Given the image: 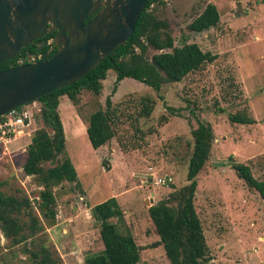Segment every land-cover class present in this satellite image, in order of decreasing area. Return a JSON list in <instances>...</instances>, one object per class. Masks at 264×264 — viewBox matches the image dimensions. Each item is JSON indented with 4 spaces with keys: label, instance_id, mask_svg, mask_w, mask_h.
I'll list each match as a JSON object with an SVG mask.
<instances>
[{
    "label": "rangeland",
    "instance_id": "obj_1",
    "mask_svg": "<svg viewBox=\"0 0 264 264\" xmlns=\"http://www.w3.org/2000/svg\"><path fill=\"white\" fill-rule=\"evenodd\" d=\"M163 1L151 7L158 19L168 23L174 44L183 39L194 42L216 58L178 82L163 83L159 91L125 77L111 93L115 74L109 69L98 95L81 92L75 106L60 96L63 154L70 159L77 181L52 188L57 217L54 224H44L43 234L55 264H83L86 252L102 248L89 207L111 196L122 210L123 223L116 218L110 222L120 233L130 232L140 246L137 264H169L162 247L151 246L158 237L147 210L185 183L190 130L196 119L208 122L214 137L208 159L196 175L193 199L211 261L264 264L263 200L228 167L233 158L248 164L255 178L264 179V0ZM207 2L216 6L218 24L189 31L187 24ZM108 95L119 111L116 135L92 148L85 135L86 118L104 107ZM143 95L154 101L147 118L137 117V100ZM37 113L33 111L29 125L13 140L0 144V190L23 194L32 202L39 188L23 174L21 163L32 131L40 127ZM234 113H244L254 122H231L227 115ZM157 178H164V183L157 184ZM25 243L11 245L0 235V264H28L22 250Z\"/></svg>",
    "mask_w": 264,
    "mask_h": 264
},
{
    "label": "trees",
    "instance_id": "obj_2",
    "mask_svg": "<svg viewBox=\"0 0 264 264\" xmlns=\"http://www.w3.org/2000/svg\"><path fill=\"white\" fill-rule=\"evenodd\" d=\"M163 3V0H147L131 35L124 43L79 80L44 94L36 100L39 103L37 118L40 127L32 131L21 163L23 174L32 177L39 188L35 201L32 202L23 194H7L0 190V235L11 245L29 240L22 246V250L27 254L28 264L57 262L43 234L44 224H54L57 217L52 188L64 181H77L70 159L63 154L65 137L58 111L60 96H65L75 106L81 92L88 91L98 95L102 88L101 81L105 79L109 69L115 74L111 93L125 77L159 91L163 83L178 82L189 72L216 58V54L203 51L194 42L187 43L183 39L180 45L174 44L168 23L158 19L151 7L152 4ZM218 22L219 13L216 6L207 2L187 24V29L201 32L215 27ZM52 33L45 36H51ZM45 49L46 47L36 50L26 45L15 57L3 62L0 70L17 65L19 59L22 60L21 63L29 62L30 56L35 58ZM149 49L152 50L151 53H148ZM137 103V117H149L153 109V99L149 95H143L138 98ZM165 108L170 113L175 111L171 106L165 105ZM118 114V107L111 103L110 95L105 96L103 108L97 107L89 113L85 135L92 148L104 145L115 137ZM227 117L229 121L240 124L254 122L252 117L244 113L228 114ZM195 122L196 126L190 130L192 147L186 162L185 183L168 192L165 198L156 201L147 210L158 237L151 246L160 245L169 264H213L193 199L196 175L208 159L214 137L208 122L198 119ZM136 130L140 131L139 128ZM118 144L122 148L120 142ZM228 167L248 188L256 191L264 203V179L255 178L248 164L233 158L228 161ZM89 212L98 224V238L102 248L95 252H86L83 264H137L140 246L130 232L125 229V233H120L117 224L110 222L111 218H116L120 224L123 223L122 210L115 197L111 196L94 204L89 207Z\"/></svg>",
    "mask_w": 264,
    "mask_h": 264
},
{
    "label": "water",
    "instance_id": "obj_3",
    "mask_svg": "<svg viewBox=\"0 0 264 264\" xmlns=\"http://www.w3.org/2000/svg\"><path fill=\"white\" fill-rule=\"evenodd\" d=\"M146 1L0 0V65L46 33L54 32L56 47L49 57L0 70V116L93 69L131 35Z\"/></svg>",
    "mask_w": 264,
    "mask_h": 264
},
{
    "label": "built area",
    "instance_id": "obj_4",
    "mask_svg": "<svg viewBox=\"0 0 264 264\" xmlns=\"http://www.w3.org/2000/svg\"><path fill=\"white\" fill-rule=\"evenodd\" d=\"M21 59L18 60V64L21 63ZM34 108V110H32ZM33 111H39V104L35 101L29 102L21 107V109L10 110L3 116H0V144L6 145L15 138L17 134L22 132V128L27 127L32 118ZM6 148V147H3ZM164 178H157L155 182L157 184H163Z\"/></svg>",
    "mask_w": 264,
    "mask_h": 264
},
{
    "label": "flooded vegetation",
    "instance_id": "obj_5",
    "mask_svg": "<svg viewBox=\"0 0 264 264\" xmlns=\"http://www.w3.org/2000/svg\"><path fill=\"white\" fill-rule=\"evenodd\" d=\"M97 1L105 2V0H97ZM96 11L87 15L84 22L88 21L95 14ZM46 34L40 36L39 38L33 39L30 43L27 44L35 48L36 43L39 42L37 43V45L40 46V48L38 49L35 48L36 50H40L46 47L45 51L43 53H38L35 58L33 56H30L29 62L40 59V57H42L44 54H46V57H49L52 54V52L55 50L56 47H53L54 44H53V41H51V37L54 35V32L52 33L51 36H48V37L45 36Z\"/></svg>",
    "mask_w": 264,
    "mask_h": 264
},
{
    "label": "crops",
    "instance_id": "obj_6",
    "mask_svg": "<svg viewBox=\"0 0 264 264\" xmlns=\"http://www.w3.org/2000/svg\"><path fill=\"white\" fill-rule=\"evenodd\" d=\"M62 127H64L63 124H62Z\"/></svg>",
    "mask_w": 264,
    "mask_h": 264
}]
</instances>
